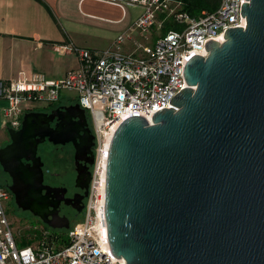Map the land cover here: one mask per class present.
<instances>
[{
    "label": "water",
    "instance_id": "1",
    "mask_svg": "<svg viewBox=\"0 0 264 264\" xmlns=\"http://www.w3.org/2000/svg\"><path fill=\"white\" fill-rule=\"evenodd\" d=\"M240 11L244 28H227L223 42H205L206 56L186 61L188 86L170 98L173 107L151 122L131 115L112 134L104 220L109 247L126 264H264V0ZM7 132L0 166L16 205L68 229L56 210L71 200L67 188L43 183L36 153L45 139L71 142L76 185L87 192L95 136L85 110L76 102L25 111Z\"/></svg>",
    "mask_w": 264,
    "mask_h": 264
},
{
    "label": "built area",
    "instance_id": "2",
    "mask_svg": "<svg viewBox=\"0 0 264 264\" xmlns=\"http://www.w3.org/2000/svg\"><path fill=\"white\" fill-rule=\"evenodd\" d=\"M101 1L124 12L131 7H141L142 11L104 50L68 46L78 67L62 78L49 79L40 71H20L9 80L0 78V98L7 103L3 118L8 128L20 127L24 106L55 103L63 91H73L76 102L89 112L101 144L104 133L125 118L141 115L151 122L153 112L173 107L170 98L188 86L184 77L186 61L194 54L206 56L205 42H223L227 28L246 26L240 9L248 0H219L215 9L201 10L196 16L183 9L182 0ZM167 23L174 27L163 31ZM134 32L142 42L132 51H123V43L131 40ZM96 160L80 218L66 232L33 226L36 237L24 246H18L9 228L4 211L9 190L0 186V264H126L124 258L112 253L109 244L107 248L100 244L95 230L99 210L104 213L103 162L101 159L96 167Z\"/></svg>",
    "mask_w": 264,
    "mask_h": 264
},
{
    "label": "crops",
    "instance_id": "3",
    "mask_svg": "<svg viewBox=\"0 0 264 264\" xmlns=\"http://www.w3.org/2000/svg\"><path fill=\"white\" fill-rule=\"evenodd\" d=\"M141 11V7H131L124 12L101 0H0V78H16L20 71H40L49 79L62 78L78 67L68 46L104 50ZM139 42L142 38L134 32L122 49L132 51ZM6 105L0 98V146L9 139L3 118ZM47 105L31 103L24 106V111Z\"/></svg>",
    "mask_w": 264,
    "mask_h": 264
},
{
    "label": "rangeland",
    "instance_id": "4",
    "mask_svg": "<svg viewBox=\"0 0 264 264\" xmlns=\"http://www.w3.org/2000/svg\"><path fill=\"white\" fill-rule=\"evenodd\" d=\"M61 96L60 100L64 104L76 103V94L73 91H63ZM35 110L44 111L46 110V106L36 107ZM86 116H88V119L91 122V117H89L88 111H86ZM98 148L99 150L101 149V144L97 142L95 147L97 159L95 164L96 167L101 165V152H99ZM40 149L44 165L49 169V172L45 176L46 181L53 185L63 184L66 186H73V180L76 176V172L73 163L74 152L72 146L70 144H66L63 147L58 145L52 146L47 143L43 144ZM9 182L10 179L8 175L4 173L0 167V184L5 186V184ZM9 199L10 198L4 202V211L6 219L9 223V228L12 230L18 246L27 245L36 237L33 226H39L38 228H40L41 222L32 214L18 209L15 203ZM80 216L74 218L71 224L75 223Z\"/></svg>",
    "mask_w": 264,
    "mask_h": 264
},
{
    "label": "flooded vegetation",
    "instance_id": "5",
    "mask_svg": "<svg viewBox=\"0 0 264 264\" xmlns=\"http://www.w3.org/2000/svg\"><path fill=\"white\" fill-rule=\"evenodd\" d=\"M63 105H68V104H63L62 102L58 101V102H55V103H51V104H48L46 106V110H44L45 112H50L52 109L56 108V107H61ZM36 111H40V110H36ZM86 120H87V127L90 129L91 133L95 136V133H94V130H93V126H92V123L89 121L88 119V116H86ZM53 125V123H52ZM10 140L8 139L6 143H8ZM5 143V144H6ZM51 144L52 146H65L66 144H70L73 148V152H74V147L72 145L71 142H68V143H65V144H52L51 142L47 141V139H45L42 143H39L38 146H37V155H39L41 157V160H42V156L40 154L41 152V149L40 147L43 145V144ZM3 144V145H5ZM96 144H97V138L96 136L94 137V145L92 146V153H93V156H94V162L93 164H90L88 165V170L90 171V173H92V170H93V166H94V163H95V159H96V153H95V147H96ZM2 145V146H3ZM23 162L24 163H27L28 161L27 160H24L23 159ZM43 162V173H44V179H43V183L45 184H50L46 181L45 179V176L46 174L49 172V169L45 167L44 165V161L42 160ZM73 163H74V154H73ZM1 167V166H0ZM2 169V168H1ZM74 169H75V164H74ZM3 171V170H2ZM4 172V171H3ZM76 172V170H75ZM5 173V172H4ZM7 174V173H6ZM8 175V174H7ZM9 177V175H8ZM76 177V176H75ZM10 179V182L5 184V187H7L10 183H11V178L9 177ZM52 186H65L67 188V191L64 193V197L66 199H71V200H67V202L65 200H61L57 207H56V210H58V214L60 216H65L67 219H68V226L71 225L72 223V220L78 216H80V214L82 213L83 209H84V206H85V203L87 201V198H88V195H89V186H90V181L88 183V188H87V192L85 190V188H81L79 186L76 185V181H75V178L73 180V186L70 185V186H66V185H60V184H50ZM8 189V188H7ZM9 190V189H8ZM44 192V191H43ZM76 194V199L73 200V197L74 195ZM9 200L13 201L15 203V198H14V195L12 194V192L9 190ZM16 205V203H15ZM16 207L20 210H22L20 207H18L16 205ZM81 208V211H77V208ZM53 209L52 206H49L47 210H51ZM22 211H25V212H28L30 214H32L29 210H22ZM34 216V215H33ZM36 218H38L41 222V226L48 229V230H51V231H56V232H64L67 230V228L65 227H62V228H58V229H52L50 226H48L47 223H45L40 217L38 216H35ZM48 219L52 218V216L49 214Z\"/></svg>",
    "mask_w": 264,
    "mask_h": 264
},
{
    "label": "bare ground",
    "instance_id": "6",
    "mask_svg": "<svg viewBox=\"0 0 264 264\" xmlns=\"http://www.w3.org/2000/svg\"><path fill=\"white\" fill-rule=\"evenodd\" d=\"M116 126L117 125H114L112 127L111 131H106L104 133V139L101 141V159L103 162V170L101 171V181L103 184V188H104V184H105V168H106L107 150H108L110 139L112 137V134H113ZM95 230H96V233L99 237L100 244H102L103 246H105L107 248L108 242H107V236H106V226H105V220H104V213H103L102 209L99 210L98 219H97V222L95 224Z\"/></svg>",
    "mask_w": 264,
    "mask_h": 264
},
{
    "label": "trees",
    "instance_id": "7",
    "mask_svg": "<svg viewBox=\"0 0 264 264\" xmlns=\"http://www.w3.org/2000/svg\"><path fill=\"white\" fill-rule=\"evenodd\" d=\"M219 0H182L183 9L186 10L190 15L196 16L201 10H213L217 7ZM169 27H174L173 24H166L163 31ZM0 186H2L0 184Z\"/></svg>",
    "mask_w": 264,
    "mask_h": 264
}]
</instances>
